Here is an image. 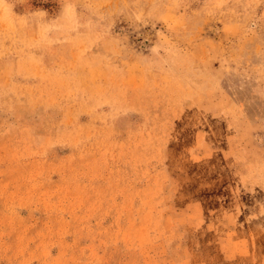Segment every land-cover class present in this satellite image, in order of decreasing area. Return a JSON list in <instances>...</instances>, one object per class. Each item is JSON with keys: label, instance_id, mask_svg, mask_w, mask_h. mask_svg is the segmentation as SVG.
I'll return each instance as SVG.
<instances>
[{"label": "rangeland", "instance_id": "374dc122", "mask_svg": "<svg viewBox=\"0 0 264 264\" xmlns=\"http://www.w3.org/2000/svg\"><path fill=\"white\" fill-rule=\"evenodd\" d=\"M0 264H264V0H0Z\"/></svg>", "mask_w": 264, "mask_h": 264}]
</instances>
